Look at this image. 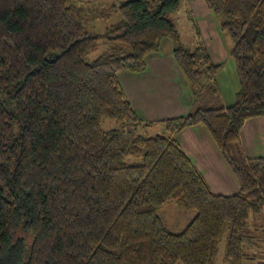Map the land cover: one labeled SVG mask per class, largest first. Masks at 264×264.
I'll return each instance as SVG.
<instances>
[{"label": "trees", "instance_id": "1", "mask_svg": "<svg viewBox=\"0 0 264 264\" xmlns=\"http://www.w3.org/2000/svg\"><path fill=\"white\" fill-rule=\"evenodd\" d=\"M79 1L0 0V264H215L225 236V262L245 264V220L264 214V157H247L240 137L264 115V0H206L233 43L240 89L227 107L213 105L221 64L185 46L170 18L184 0H124L102 34L84 26ZM165 40L194 109L125 147L103 119L150 124L119 74L144 72ZM101 42L108 50L89 61ZM201 124L238 193H213L177 140ZM169 202L196 213L180 233L159 216Z\"/></svg>", "mask_w": 264, "mask_h": 264}, {"label": "crops", "instance_id": "2", "mask_svg": "<svg viewBox=\"0 0 264 264\" xmlns=\"http://www.w3.org/2000/svg\"><path fill=\"white\" fill-rule=\"evenodd\" d=\"M180 11H184L183 16ZM171 15L175 25L179 20L187 24L196 46L205 47L215 64L220 65L223 58L229 56L231 50L224 43L220 20L209 9L206 0H184L180 9ZM172 50V43L165 41L160 52L147 60L144 72L119 74V81L133 109L143 124H150L142 125L146 131L162 126L158 122L187 115L194 109L193 90L181 73ZM240 137L247 157H264V115L247 120ZM176 138L195 167L216 187L215 194L239 192L238 180L204 125L187 128ZM258 249L263 250V247L257 246L256 251L260 252Z\"/></svg>", "mask_w": 264, "mask_h": 264}, {"label": "rangeland", "instance_id": "3", "mask_svg": "<svg viewBox=\"0 0 264 264\" xmlns=\"http://www.w3.org/2000/svg\"><path fill=\"white\" fill-rule=\"evenodd\" d=\"M123 1L124 0L79 1L78 7L81 9L84 26L90 32L97 34L104 33L108 27L115 25L122 20L119 12V5ZM179 14L183 16L184 11H180ZM218 20H220V18H218ZM176 25L181 32L183 43L189 49L194 50L197 47V42L189 32L187 24L184 21L179 20V22H176ZM223 39L225 45L228 46V50H231L233 47L232 40L224 31ZM107 50L108 46L104 42H101L98 51L90 55L89 61L95 60L96 58L104 54ZM221 66L222 67L220 73L217 77L220 92L218 93V97L216 101H214L213 105H223L227 107L233 105L236 102L240 84L235 64L230 56H228L227 58H223ZM212 93L214 92L210 90V93L205 94L204 97L206 99H212L210 95ZM205 104L211 105V101L209 102V104ZM158 123L160 124V122ZM162 126H156L146 131L139 125L121 123L111 119H103V128L107 131L117 130L120 133L121 142L125 147H127L138 135L154 136L158 134H164V126ZM127 161L129 164L136 162L133 158H128ZM203 177L210 187L211 191L215 193L216 187L214 188V185L210 182V180L206 178V174H204ZM226 193L228 195L232 194V192ZM195 215V212L184 210L174 202L167 203L159 211V216L162 218L167 229L173 233H180L181 231H183L193 220ZM245 222L246 226L243 230V234L248 237V241L244 245V250L247 254V257L245 258V264H264V215L262 213L254 214L249 212ZM226 241L227 237L225 236L223 242L219 247V253L215 264H227L225 262ZM257 246L263 247V250L258 249L260 252H257Z\"/></svg>", "mask_w": 264, "mask_h": 264}]
</instances>
